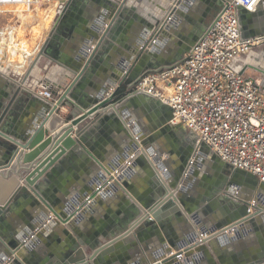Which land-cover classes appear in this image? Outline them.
<instances>
[{
    "label": "crops",
    "instance_id": "crops-1",
    "mask_svg": "<svg viewBox=\"0 0 264 264\" xmlns=\"http://www.w3.org/2000/svg\"><path fill=\"white\" fill-rule=\"evenodd\" d=\"M103 1L78 0L80 15L68 18L61 32L67 29L69 32L75 22L82 24L83 19H97L104 9ZM108 1L118 4L125 2L126 8L132 11V15L127 14L129 19L124 31V37L131 40L143 35L146 23L153 24L156 29L162 27L168 30L166 25L174 19L175 10L184 2ZM60 4L14 10L20 18L23 17L25 28H19V32L17 27L20 24L15 22L14 31L20 44L7 50V60L0 63L4 69L0 68V115L13 100L11 107L7 108L6 119H16L19 128L29 125L31 118L42 112L44 104L52 102L35 95V86L42 84L52 92L58 90L61 94L75 78L63 64L42 58L23 86L27 93H21L20 98H8L50 34L61 10ZM216 8L218 5L215 2V8L208 17L195 12L198 16L195 23L181 18L183 22L179 23V27L168 32L167 38L171 42L164 51L176 57L174 65L183 61L202 38L213 22ZM154 15L159 17H148ZM258 16V26L245 21L248 30L264 28V11ZM27 33L31 36L26 37ZM58 34L61 38L55 48L59 46L62 54L68 57L73 55L80 44L77 30L70 33L73 35L70 37H64L60 32ZM116 48L108 54L112 62H119L122 58L120 47ZM259 55L263 57L257 58L256 52L252 51L244 62L264 71V52ZM23 62L26 63L20 67ZM169 67L162 65L158 70ZM126 74L125 77H131L130 71ZM88 89L89 93L93 87L88 85ZM118 99L112 108L101 110L95 121L86 122L83 141L48 169L38 188L35 187L34 191L24 190L13 211L0 216V240L4 234L22 232L25 217L37 209L39 200L36 194L58 210L57 206L63 207L74 197L82 195L88 181L94 176L97 160L112 163L126 146H131L132 141L139 144L144 142V147H139L130 164L122 163L121 173L127 186L99 195L96 200H86L89 208L84 207L71 221L43 230L45 236L34 240L31 249L23 250L30 260L24 264H61L69 252L84 250L90 256L96 249L104 251V255L99 253L97 258L106 260V264H114L117 260H137L139 256H145L149 264V254L154 255L162 247L168 246L175 252L172 245L182 247L193 231L201 238L205 236L201 235L202 227L209 229L215 223L236 221L248 201L257 204L259 200L264 207V196L258 198L262 189L259 180L253 175H246L244 179L236 176V169L218 158L208 146L201 144L197 135L184 125L173 122L172 109L160 99L134 94L131 90ZM71 114L72 108L67 105L61 107L60 113L46 127H64L66 121L73 119ZM143 156H146L144 165L134 163L137 157ZM181 188L185 191L184 200L176 195V200L170 204L169 197L160 196L162 189L176 193ZM156 213L164 219L161 224L153 219ZM250 228L251 231L239 241H233L235 235L229 232L230 244L223 247L216 245L222 250L224 264H236L241 259L238 247L244 248L247 256L264 255V235L259 237ZM201 260L205 261L198 264H221L215 255Z\"/></svg>",
    "mask_w": 264,
    "mask_h": 264
},
{
    "label": "water",
    "instance_id": "water-1",
    "mask_svg": "<svg viewBox=\"0 0 264 264\" xmlns=\"http://www.w3.org/2000/svg\"><path fill=\"white\" fill-rule=\"evenodd\" d=\"M227 1L184 0L175 10L174 19L166 25L168 30L162 29V27L156 29L153 24L146 23L143 35L131 40L124 37L127 21L132 15V11L126 8L125 2L118 4L104 0V9L97 19L92 21L83 19L81 20L82 24L75 22L71 26L72 30L67 32V29L62 33L61 30L66 25L68 18H72L75 14L80 15L78 0H63L60 4L61 10L58 18L50 34L23 77L20 78L19 83L15 85L14 91H10L11 95H8V98H20L21 93H27L23 86L42 58L63 64L68 71L75 75V78L63 90V93L60 94L58 90L53 92L57 101L45 103L42 112L33 116L29 125L19 128L16 125V119H6L7 108L11 107L13 100L3 115H0V216L13 211L21 193L26 189L34 191L48 169L67 151L72 150L76 144L83 141L86 122L95 121L96 116L102 113L101 110L112 108L117 102L116 100L122 98L125 92L131 90L132 93L137 94L133 90L134 86L144 74L157 71L162 65L174 66L173 61L176 57H172L164 51L166 45L171 42L167 38L169 31L178 28L183 19L195 23L198 19L195 12L206 17L210 16L216 2L218 8H216L213 22L208 26L205 35L218 19ZM263 11L264 1L253 13L238 7V15L245 37H264V28L248 30L245 25V21H247L258 26L260 21L258 15H261ZM76 30L80 44L75 48L73 55L69 57L63 55L58 49L59 46L55 48L56 42L61 38L58 32L64 37H70L73 36L70 33L76 32ZM246 31H248V35H246ZM116 47H120L122 58L119 62H112L111 59H108V54L112 49H117ZM129 71L131 77H125L124 75H127L126 73ZM259 71L264 75L263 70ZM88 85L93 87L89 93ZM65 105L72 108L73 119L66 121L64 127L47 128L46 125L53 122L54 117L60 113L61 107ZM144 145V142L139 144L132 141L131 146H126L121 151V155H118V158L112 163L105 164L97 160L98 166L95 168L94 176L88 181L82 195L74 197L63 207L58 208L57 206L58 210H55L44 198L36 194L39 200L37 209L25 217L22 232L2 235L0 264L29 263L30 260L23 250L31 249L34 240L45 236L43 230L71 221L76 214L81 213L84 207L89 208L86 200H96L99 195L108 194L112 190L117 191L118 188L122 189L123 186H127L121 173L122 163L130 164L133 155L138 152L140 146L144 147ZM145 160L146 156L137 157L134 163L144 165ZM160 169L161 167H159ZM236 172V176L242 179L246 175H251L238 169ZM261 188L258 198L264 196V183H261ZM184 192L183 188L176 193H168L167 190L162 189L160 196L169 197V203L172 204L177 196L180 200H184ZM153 219L159 224L164 221L158 213L153 215ZM250 227L256 231L259 237L264 235V207L259 200L257 204L246 202L245 208L242 209L241 215L236 221L223 224L215 223L209 229L202 227L201 235L205 236L201 238L198 233L193 231L183 242L182 247L171 244L175 252H172L168 246L162 247L154 255L149 254V264H198L205 261L201 260L203 257L210 259L214 255L218 257L221 264H224L222 250L216 245L220 244V247H223L230 244L232 240L239 241L251 231ZM229 232L235 235L232 240ZM244 250V248L242 250L238 247V254L241 251V259L236 264H264V255L247 256L244 254ZM99 253L104 255V251L100 249L94 250L90 256H87L84 250H74L65 256L61 264H106V260L97 258ZM167 253L168 255L165 256ZM139 258L137 260H117L115 263L148 264L149 260L145 256H139ZM208 261L213 262L212 260Z\"/></svg>",
    "mask_w": 264,
    "mask_h": 264
},
{
    "label": "built area",
    "instance_id": "built-area-1",
    "mask_svg": "<svg viewBox=\"0 0 264 264\" xmlns=\"http://www.w3.org/2000/svg\"><path fill=\"white\" fill-rule=\"evenodd\" d=\"M62 1L0 0V62L6 48L20 44L14 26L4 24L5 7ZM263 1L228 0L183 61L144 74L133 89L160 99L172 109L174 123L184 125L218 158L260 183H264V86L248 74L251 66L243 59L256 46L264 45V37L243 36L238 7L253 13ZM33 93L57 101L52 90L42 84L34 87Z\"/></svg>",
    "mask_w": 264,
    "mask_h": 264
},
{
    "label": "rangeland",
    "instance_id": "rangeland-1",
    "mask_svg": "<svg viewBox=\"0 0 264 264\" xmlns=\"http://www.w3.org/2000/svg\"><path fill=\"white\" fill-rule=\"evenodd\" d=\"M42 13V12H41ZM45 13V12H44ZM15 21L16 22V17L11 13V12H7L5 15H4V24L6 25H16L15 23L12 22ZM40 26V25H38ZM31 36L30 33H27L26 34V37H29ZM254 52H256V55L258 56L257 58H262L263 56H260L259 54L263 53L264 52V45L261 44V46H256L254 49H253ZM250 54V53H249ZM249 54H247L243 60H245L247 58V56H249ZM260 56V57H259ZM251 77H254L256 79V81H258L261 85L264 86L263 82H264V75L262 72H260L258 69H256L255 67L251 66L250 67V71L248 73Z\"/></svg>",
    "mask_w": 264,
    "mask_h": 264
},
{
    "label": "bare ground",
    "instance_id": "bare-ground-1",
    "mask_svg": "<svg viewBox=\"0 0 264 264\" xmlns=\"http://www.w3.org/2000/svg\"><path fill=\"white\" fill-rule=\"evenodd\" d=\"M34 6H37V5H34ZM34 6H32V7H34ZM22 8H27V6L25 7V6H23V5H18V6H14V7H5L4 8V11H6V12H11L15 17H16V22L17 23H19L20 24V27H17V29H18V31L20 32V30H19V28H25V25H24V22H23V17L22 18H20L19 17V14H17L16 13V11L14 12V10H20V9H22ZM29 8H31V7H29ZM167 8V7H166ZM148 17H151V18H158L159 16L158 15H154V16H148ZM42 27V26H41ZM15 30V29H14ZM16 35V34H15ZM2 49V48H1ZM1 49H0V52H1ZM6 51H7V49H5ZM38 50V49H37ZM27 51H29V50H27ZM30 52V51H29ZM37 52V51H36ZM5 53V51H3L2 52V55ZM5 57H7L8 58V56H7V53H5L3 56H2V61L0 62V63H2L3 64V62L5 61V60H7V58H5ZM7 62V61H6ZM9 62H11V60L9 61ZM26 62H23L22 63V65L20 66V67H22L24 64H25ZM5 65V64H4ZM27 66V65H26ZM250 66V65H249ZM0 68L1 69H3L2 68V66H0ZM24 68V67H23ZM256 69H258V70H261V69H259V68H256ZM4 70V69H3ZM28 81V80H27ZM263 84H264V82H263ZM36 87V86H35Z\"/></svg>",
    "mask_w": 264,
    "mask_h": 264
}]
</instances>
